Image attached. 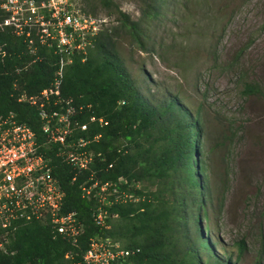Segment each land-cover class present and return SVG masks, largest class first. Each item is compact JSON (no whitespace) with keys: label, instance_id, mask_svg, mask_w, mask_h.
Here are the masks:
<instances>
[{"label":"trees","instance_id":"16d2710c","mask_svg":"<svg viewBox=\"0 0 264 264\" xmlns=\"http://www.w3.org/2000/svg\"><path fill=\"white\" fill-rule=\"evenodd\" d=\"M32 1L40 4L48 0ZM143 1L141 17L134 22L112 0H100L104 8L119 16L121 28L141 50H145L142 40L147 24L160 16L166 3ZM83 13L94 16L93 10ZM9 16L0 9V25ZM105 30L89 38L85 55L72 56L59 86V97L71 100L76 110L73 139L87 141L83 150L93 158L89 170L79 171L56 157L55 147L48 149L36 107L20 101L25 95L36 98L38 104L43 102L39 95L51 87L59 57L39 45L34 31L27 36L26 29L17 34L12 26H0V117L13 115L34 132L39 153L50 159L52 175L64 193L62 213H74L82 224L74 242L53 230L49 221L22 225L9 237L6 251L0 250V264H83L90 242L97 239H110L132 251L127 258L131 264H236L231 254L223 259L216 255L202 226L208 216L207 205L213 202L204 155L216 145L199 112L173 97L154 105L146 101L115 49L117 29ZM242 94L261 96L262 90L257 84H244ZM55 99L51 96L48 104L44 102L45 111H58ZM82 125H87L84 132L79 128ZM94 183L109 184V191L115 187L118 194L131 196L126 203L116 202L115 195L109 197L114 202L104 207L109 229L94 224L97 199L83 196V186ZM178 243L183 249H178ZM236 246L237 261L245 243Z\"/></svg>","mask_w":264,"mask_h":264},{"label":"rangeland","instance_id":"374dc122","mask_svg":"<svg viewBox=\"0 0 264 264\" xmlns=\"http://www.w3.org/2000/svg\"><path fill=\"white\" fill-rule=\"evenodd\" d=\"M112 2L130 21L140 19L143 0ZM101 4L70 0L68 7L93 10L106 21L102 30L116 28L115 49L140 95L152 105L173 97L199 112L216 145L204 155L213 202L202 221L216 255L264 264V0H166L147 24L145 50ZM244 84L259 85L261 96H244Z\"/></svg>","mask_w":264,"mask_h":264},{"label":"built area","instance_id":"2783aa9c","mask_svg":"<svg viewBox=\"0 0 264 264\" xmlns=\"http://www.w3.org/2000/svg\"><path fill=\"white\" fill-rule=\"evenodd\" d=\"M69 1L48 0L36 4L32 0H0V9L10 14L3 21V26L14 27L17 34H22L26 29L27 36L34 31L39 45L51 49L59 57L58 70L51 87L39 95L43 102L38 104L36 98H27L25 95L21 96L20 101L36 107L48 149L55 147L56 157L63 158L79 171H86L93 158L83 150L87 141L73 139L76 129L73 116L76 110L71 100L59 97V86L63 70L71 63L72 56L75 53L86 54L90 46L89 38L96 36L106 21L79 15L68 7ZM19 20L22 23H18ZM51 96L57 97L53 104L58 106V111L44 110V102L48 104ZM79 128L84 132L87 125ZM119 182L125 183L122 179ZM98 185L83 186V196L97 199L99 207L92 215L94 224L109 229L106 223L108 213L104 209L114 203L109 201V197L115 195L116 202L126 203L131 196L124 192L118 194L115 187L109 191V184ZM98 187V192L92 194ZM63 198L60 184L52 175L50 159L39 153L34 132L27 125L18 123L13 115L0 117V250L5 252L9 237L20 226L34 220L49 221L53 230L74 242L82 232V224L74 213H62ZM90 243L83 256V264H131L127 258L133 252L123 250L110 239H97Z\"/></svg>","mask_w":264,"mask_h":264}]
</instances>
